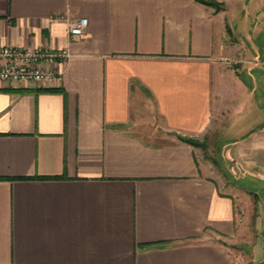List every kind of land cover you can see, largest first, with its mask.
<instances>
[{
  "label": "crops",
  "instance_id": "0c3cea01",
  "mask_svg": "<svg viewBox=\"0 0 264 264\" xmlns=\"http://www.w3.org/2000/svg\"><path fill=\"white\" fill-rule=\"evenodd\" d=\"M207 1L0 0V46L70 52L60 80H0V264H239L264 0Z\"/></svg>",
  "mask_w": 264,
  "mask_h": 264
},
{
  "label": "built area",
  "instance_id": "2783aa9c",
  "mask_svg": "<svg viewBox=\"0 0 264 264\" xmlns=\"http://www.w3.org/2000/svg\"><path fill=\"white\" fill-rule=\"evenodd\" d=\"M62 17V16H59ZM87 18L69 20L67 31L71 36L83 34ZM67 48L52 50L42 46H0V80L3 82H27L42 86L53 80H60L63 64L69 58Z\"/></svg>",
  "mask_w": 264,
  "mask_h": 264
},
{
  "label": "rangeland",
  "instance_id": "374dc122",
  "mask_svg": "<svg viewBox=\"0 0 264 264\" xmlns=\"http://www.w3.org/2000/svg\"><path fill=\"white\" fill-rule=\"evenodd\" d=\"M213 162L218 165L221 163L218 160ZM221 169L222 173L219 172L221 181L232 184L233 177L230 178L227 168ZM238 181L248 185L246 188L249 190L257 189L259 194L252 197V193H243L242 198L238 200L239 231L231 246L239 255V264H264V226L260 223V221L264 223V185H258L247 177H242Z\"/></svg>",
  "mask_w": 264,
  "mask_h": 264
},
{
  "label": "trees",
  "instance_id": "16d2710c",
  "mask_svg": "<svg viewBox=\"0 0 264 264\" xmlns=\"http://www.w3.org/2000/svg\"><path fill=\"white\" fill-rule=\"evenodd\" d=\"M206 2L207 3H213V2L207 1V0H206ZM185 141H187L188 143H191L193 145H196V146H203V143H200V142H198V141H196L194 139H191V138H185Z\"/></svg>",
  "mask_w": 264,
  "mask_h": 264
}]
</instances>
